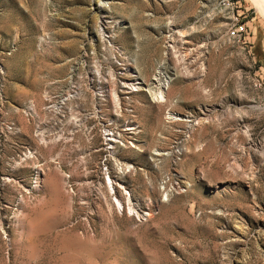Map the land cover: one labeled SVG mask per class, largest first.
Here are the masks:
<instances>
[{
    "label": "rangeland",
    "instance_id": "1",
    "mask_svg": "<svg viewBox=\"0 0 264 264\" xmlns=\"http://www.w3.org/2000/svg\"><path fill=\"white\" fill-rule=\"evenodd\" d=\"M222 1L0 0L2 112L19 128L0 144V264H264V5ZM103 11L139 80L164 64L165 103L127 95L103 61L113 146L96 114L69 141L37 146L20 108L63 90ZM233 14L242 46L227 36ZM166 109L188 123L167 124ZM27 149L35 159L20 162ZM105 173L116 199L153 209L148 222L116 212Z\"/></svg>",
    "mask_w": 264,
    "mask_h": 264
},
{
    "label": "built area",
    "instance_id": "2",
    "mask_svg": "<svg viewBox=\"0 0 264 264\" xmlns=\"http://www.w3.org/2000/svg\"><path fill=\"white\" fill-rule=\"evenodd\" d=\"M221 6L225 9H234L235 7L229 0H223ZM231 27L227 31L229 39L235 41L241 46L245 41V24L241 21L239 15H234L231 20ZM119 26V22L111 18L103 11L98 17V22L95 29V39L97 41L95 47H89L83 52L77 65L71 69L65 87L61 91L53 92L50 88L44 89L40 94V103L28 101L20 108V113L26 123L31 127V134L34 143L37 146L47 147L50 145L65 143L74 136V133L79 127L88 128L89 118L92 116L98 117L100 121V138L108 142L109 147L116 140L107 129H103V99L105 96V80L103 79V61H109L116 67H119V76L124 75L125 79L119 81V86L127 95L136 94L139 91L140 81L137 74L134 72L132 62L126 57L122 50L116 45L114 36ZM173 31L167 29L165 36H172ZM46 36L40 38L41 43H45ZM168 45L171 41L167 40ZM169 52L170 49H169ZM2 74V66L0 65V75ZM264 78V74L262 75ZM261 83H255V89H261ZM154 104L162 103L164 100L165 89L153 85ZM85 103L91 107L92 114L84 111ZM3 83L0 80V144L4 143L6 138L19 133L18 126L11 120H8L3 115ZM182 118L183 120H180ZM164 119L167 124L173 123H188V117L171 111L165 110ZM124 126L129 134H136L138 126L131 120H126ZM90 129V128H89ZM1 146V145H0ZM174 147V146H173ZM174 156H178L179 150L174 148ZM1 153V149H0ZM35 154L32 149H27L21 161L35 159ZM32 157V158H31ZM103 163L100 171V178L103 183ZM35 177V174H34ZM33 177V180H34ZM105 183L107 188L111 190L112 202L118 214L126 213L135 224H143L148 222L154 214L150 207L141 206L139 203L132 201L127 192L124 193V202L121 199H116L112 184L108 179V174L105 173ZM68 191L72 193V189L68 186ZM123 205L122 209L117 204Z\"/></svg>",
    "mask_w": 264,
    "mask_h": 264
},
{
    "label": "bare ground",
    "instance_id": "3",
    "mask_svg": "<svg viewBox=\"0 0 264 264\" xmlns=\"http://www.w3.org/2000/svg\"><path fill=\"white\" fill-rule=\"evenodd\" d=\"M253 3H255L258 7V9H262L263 5H264V0H252ZM100 9V8H99ZM102 11V10H101ZM103 13V12H102ZM264 13V12H263ZM169 48V47H168ZM164 64H160L157 69L155 70V73L152 75L150 81L148 82L149 84H145L143 83L141 80L140 81V87H139V93H145L149 98V100L154 104L153 99L156 98L153 95V91H154V87L153 85L158 86V87H162L161 90L165 89V92L167 90V86H169L168 84L173 80V78L169 77L166 74V71L164 70ZM165 103V94H164V100L162 103L159 104H164ZM180 120H183L182 118H180ZM36 178V176H35ZM34 178V179H35ZM34 183V182H33ZM119 208H121L123 210V208L121 207V205L118 203L117 204Z\"/></svg>",
    "mask_w": 264,
    "mask_h": 264
},
{
    "label": "crops",
    "instance_id": "4",
    "mask_svg": "<svg viewBox=\"0 0 264 264\" xmlns=\"http://www.w3.org/2000/svg\"><path fill=\"white\" fill-rule=\"evenodd\" d=\"M255 59H256V58L254 57V58H253V62H255ZM259 73H260L261 75L264 74V71H263V69H262L261 67L259 68Z\"/></svg>",
    "mask_w": 264,
    "mask_h": 264
},
{
    "label": "trees",
    "instance_id": "5",
    "mask_svg": "<svg viewBox=\"0 0 264 264\" xmlns=\"http://www.w3.org/2000/svg\"><path fill=\"white\" fill-rule=\"evenodd\" d=\"M254 55H255V57L256 58H259L258 56H260V55H258L257 53H254ZM264 64V63H263ZM263 69V68H262Z\"/></svg>",
    "mask_w": 264,
    "mask_h": 264
}]
</instances>
